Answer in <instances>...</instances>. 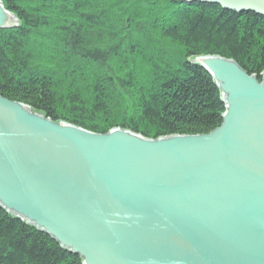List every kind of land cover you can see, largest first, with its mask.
Masks as SVG:
<instances>
[{"label":"water","instance_id":"water-1","mask_svg":"<svg viewBox=\"0 0 264 264\" xmlns=\"http://www.w3.org/2000/svg\"><path fill=\"white\" fill-rule=\"evenodd\" d=\"M183 1L264 17V0ZM194 62L225 104L202 135L96 134L0 96V206L83 264H264V72Z\"/></svg>","mask_w":264,"mask_h":264},{"label":"trees","instance_id":"trees-1","mask_svg":"<svg viewBox=\"0 0 264 264\" xmlns=\"http://www.w3.org/2000/svg\"><path fill=\"white\" fill-rule=\"evenodd\" d=\"M0 96L54 122L147 139L207 134L225 104L194 60L218 56L261 81L264 17L183 0H0ZM0 264H83L0 206Z\"/></svg>","mask_w":264,"mask_h":264},{"label":"bare ground","instance_id":"bare-ground-1","mask_svg":"<svg viewBox=\"0 0 264 264\" xmlns=\"http://www.w3.org/2000/svg\"><path fill=\"white\" fill-rule=\"evenodd\" d=\"M182 136V135H181ZM147 139V138H146ZM152 140H156V139H152ZM83 262V261H82Z\"/></svg>","mask_w":264,"mask_h":264}]
</instances>
